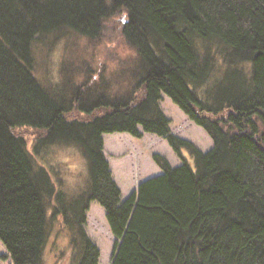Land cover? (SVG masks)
I'll return each instance as SVG.
<instances>
[{"label": "trees", "instance_id": "1", "mask_svg": "<svg viewBox=\"0 0 264 264\" xmlns=\"http://www.w3.org/2000/svg\"><path fill=\"white\" fill-rule=\"evenodd\" d=\"M109 20L132 55L113 77L121 91H107L101 71L92 82L95 68L71 60L67 46L56 83L39 72L41 53L64 37L100 38ZM161 94L211 148L171 133ZM26 128L34 152L79 149L85 190H57L27 148ZM143 131L165 139L181 164L153 152L161 173L121 200L102 134ZM92 200L116 238L110 264H264V0H0V262L43 264L57 220L70 264H98L84 230Z\"/></svg>", "mask_w": 264, "mask_h": 264}, {"label": "rangeland", "instance_id": "2", "mask_svg": "<svg viewBox=\"0 0 264 264\" xmlns=\"http://www.w3.org/2000/svg\"><path fill=\"white\" fill-rule=\"evenodd\" d=\"M105 23L106 32L100 38L84 42L74 37L67 40L64 37L48 52L41 53L39 72L45 76L47 81L56 83L60 77L59 67L64 50H73L77 55L71 60L78 57L83 62L81 65L85 66L87 63L95 68V72H92L94 73L92 82L96 79L100 80L98 73L101 71L110 77L109 86L105 89L110 93L121 91L120 85L113 77L117 76L118 70L122 72L120 65L125 60H131L132 55L121 45L117 26L115 27L111 20ZM66 46L68 48H65ZM217 63L220 62L217 61ZM220 67L221 65H218L215 69L213 77L219 75ZM161 95L162 98L158 102L159 108L170 120L171 133L192 142L203 152L211 148L212 140L205 130L192 122L168 96ZM21 131L30 153L39 164L47 167L57 190L69 197L76 196L86 189L87 163L79 149L74 146L48 144L34 152L31 147L35 137L34 131L29 128L21 129ZM102 140L103 154L109 163L111 176L120 188L121 200H124L132 191L136 192L140 181L161 173L151 157L153 152L163 155L172 167L181 164L182 159L172 150L166 140L153 133L143 131L141 137L136 139L125 132H112L102 134ZM181 154L193 167V159L188 152L182 149ZM58 225L57 220L51 223L43 251V264H70L71 262L72 253L68 250L69 234L57 231ZM84 230L89 239L99 248L98 264H110L116 239L109 230L103 208L94 200L89 203L85 211ZM5 253L6 249L0 242V254ZM0 264H12V261L7 258Z\"/></svg>", "mask_w": 264, "mask_h": 264}]
</instances>
